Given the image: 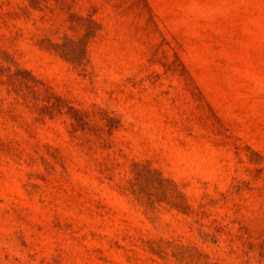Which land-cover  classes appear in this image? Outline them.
<instances>
[{
  "label": "rangeland",
  "instance_id": "374dc122",
  "mask_svg": "<svg viewBox=\"0 0 264 264\" xmlns=\"http://www.w3.org/2000/svg\"><path fill=\"white\" fill-rule=\"evenodd\" d=\"M0 264H264V0H0Z\"/></svg>",
  "mask_w": 264,
  "mask_h": 264
}]
</instances>
